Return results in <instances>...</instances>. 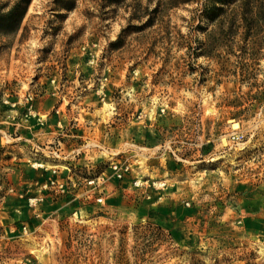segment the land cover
Here are the masks:
<instances>
[{
    "label": "rangeland",
    "instance_id": "374dc122",
    "mask_svg": "<svg viewBox=\"0 0 264 264\" xmlns=\"http://www.w3.org/2000/svg\"><path fill=\"white\" fill-rule=\"evenodd\" d=\"M0 264H264V0H0Z\"/></svg>",
    "mask_w": 264,
    "mask_h": 264
},
{
    "label": "trees",
    "instance_id": "16d2710c",
    "mask_svg": "<svg viewBox=\"0 0 264 264\" xmlns=\"http://www.w3.org/2000/svg\"><path fill=\"white\" fill-rule=\"evenodd\" d=\"M13 12H14V9H12V10L8 13L7 16H11V15L13 14ZM16 23H17V21H16Z\"/></svg>",
    "mask_w": 264,
    "mask_h": 264
},
{
    "label": "bare ground",
    "instance_id": "6f19581e",
    "mask_svg": "<svg viewBox=\"0 0 264 264\" xmlns=\"http://www.w3.org/2000/svg\"><path fill=\"white\" fill-rule=\"evenodd\" d=\"M233 126L236 128V127H238V124H237V123H235V124H233Z\"/></svg>",
    "mask_w": 264,
    "mask_h": 264
}]
</instances>
